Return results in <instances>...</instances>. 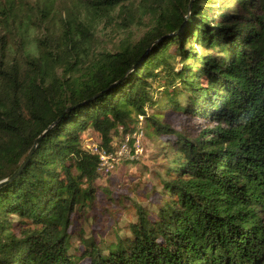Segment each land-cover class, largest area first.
Returning a JSON list of instances; mask_svg holds the SVG:
<instances>
[{
  "label": "trees",
  "instance_id": "16d2710c",
  "mask_svg": "<svg viewBox=\"0 0 264 264\" xmlns=\"http://www.w3.org/2000/svg\"><path fill=\"white\" fill-rule=\"evenodd\" d=\"M131 1L0 0V264H264V0H142L150 30L91 59L94 7ZM168 109L212 127L187 136ZM143 121L173 152L160 202L110 240L74 237L99 178L81 134L112 151Z\"/></svg>",
  "mask_w": 264,
  "mask_h": 264
},
{
  "label": "rangeland",
  "instance_id": "374dc122",
  "mask_svg": "<svg viewBox=\"0 0 264 264\" xmlns=\"http://www.w3.org/2000/svg\"><path fill=\"white\" fill-rule=\"evenodd\" d=\"M61 1V0H58ZM69 0V5L72 6ZM219 3L222 0H218ZM148 6L155 7L156 4L146 3ZM125 8L116 7L108 16H103L99 7H94L99 19L96 21L90 40L93 46L91 59L100 52H113L120 49L123 45H133L137 43L146 32L153 26L151 14L144 8L142 0H134L125 3ZM56 18L50 19L39 29L31 34L36 38H43L51 33L55 34L58 30ZM9 44L12 40L6 39ZM172 52V51H171ZM89 60V59H85ZM175 66L179 67L178 64ZM163 94L155 93L159 99V104L166 102ZM149 114L155 113L154 109L147 110ZM164 118V123L173 128L181 130L187 136H195L204 129H210L212 125L206 121H198L195 118H186L184 115L177 114L170 109L160 111ZM139 145L142 151L139 155L133 154L123 158L117 168L107 176L100 174L95 182L96 200L84 219L79 213L72 216L73 226L69 228L71 233H79L83 229V237L94 238L95 241H104L113 238L115 224L124 227L126 222L135 218L137 206L144 208L160 202L161 186L158 174H162L166 162L172 156V150L166 146L165 137L154 135L151 128H146L144 121L139 124ZM82 146L84 149L93 145H99L100 139L92 130L88 129L81 134ZM120 136H114L111 147L115 149L120 143ZM104 148V147H103ZM157 189L154 191V189ZM156 192V193H154ZM73 237V246L80 252L83 248L81 240ZM74 253H76L74 251ZM78 264H90L87 258L79 260Z\"/></svg>",
  "mask_w": 264,
  "mask_h": 264
},
{
  "label": "built area",
  "instance_id": "2783aa9c",
  "mask_svg": "<svg viewBox=\"0 0 264 264\" xmlns=\"http://www.w3.org/2000/svg\"><path fill=\"white\" fill-rule=\"evenodd\" d=\"M139 133H141L140 130L132 135L125 136L123 141H121L119 145H117V147L112 151H107L105 148L99 145H93L92 147L88 148L92 154L98 157V171L100 174L105 176L111 174L113 170L117 168V165L123 158H126V156H129L130 154L137 156L141 153L142 148L139 145V139L137 136Z\"/></svg>",
  "mask_w": 264,
  "mask_h": 264
},
{
  "label": "water",
  "instance_id": "95a60500",
  "mask_svg": "<svg viewBox=\"0 0 264 264\" xmlns=\"http://www.w3.org/2000/svg\"><path fill=\"white\" fill-rule=\"evenodd\" d=\"M190 7H191V4H189V9H190ZM38 140L39 139H37L36 140V142H35V144H34V146H33V148H32V150L30 151V153H29V155L32 153V151H33V149H34V147H35V145L37 144V142H38ZM29 157V156H28ZM25 163V162H24ZM24 165V164H23ZM23 165L21 166V167H23ZM13 177V176H12ZM6 182V180L5 181H3V182H0V184H3V183H5Z\"/></svg>",
  "mask_w": 264,
  "mask_h": 264
}]
</instances>
